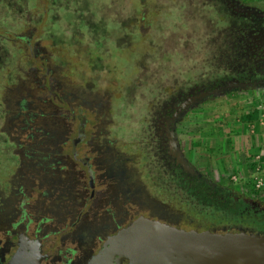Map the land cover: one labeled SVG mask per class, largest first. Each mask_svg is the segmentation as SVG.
<instances>
[{"label": "flooded vegetation", "instance_id": "obj_1", "mask_svg": "<svg viewBox=\"0 0 264 264\" xmlns=\"http://www.w3.org/2000/svg\"><path fill=\"white\" fill-rule=\"evenodd\" d=\"M214 2L228 18L217 33L205 34L204 43L211 49L216 44L218 56L207 55L204 69L190 77L149 91L124 145L116 129L125 113L117 122L109 96L102 98L89 86L84 87L87 103L97 106L101 120L85 141L89 157H78L76 150L82 130L65 150L69 109L53 110L59 106L44 94H30L23 83L9 80L0 88V264H229L205 253L204 244L190 250L189 239L173 238L165 229L182 231L192 222L208 232L241 231L264 238L261 195L233 193L209 174L200 176L199 169L192 174L173 144L176 119L205 93L234 87L264 91V6L244 9L240 0ZM187 43L184 52L193 49ZM60 88L52 89L50 97L58 91L57 100L66 98L69 91ZM84 88L77 89L84 94ZM130 147L135 148L131 159L126 156ZM181 184H204L210 198L238 201L233 208L252 209L258 223L197 217L202 210L198 202L185 201L174 190Z\"/></svg>", "mask_w": 264, "mask_h": 264}, {"label": "rangeland", "instance_id": "obj_2", "mask_svg": "<svg viewBox=\"0 0 264 264\" xmlns=\"http://www.w3.org/2000/svg\"><path fill=\"white\" fill-rule=\"evenodd\" d=\"M187 1L0 0V51L4 55L0 61V88L9 80L23 83L30 94H44L53 105L59 106L53 110L69 109L67 122L71 130L65 150L76 140L77 131L82 130L85 134L76 150L78 157L84 153L89 157L92 152L87 151L85 141L101 120L97 117V106L87 103L84 87L103 94L102 98L109 96L117 122L123 113L130 111L135 116L130 124L134 125L149 95L146 84L152 77L147 69L149 59L156 56V51L161 56L157 36L161 40L168 38L165 28L173 27L174 22L182 23L179 27L184 28L189 18L179 13L182 9L191 11L190 5L195 0ZM240 1L245 3L241 2L244 9L250 4L264 6V0ZM202 6V9L195 7L193 12L195 22L204 30L210 27L211 15L206 4ZM146 23L156 25L152 29L158 34L153 36L151 26ZM181 55L180 61L171 57L177 69L169 74L166 84L186 78L188 74H182V70L187 65L191 73L198 70L191 64L192 60L186 62L187 55ZM158 69L164 70V64ZM57 85L61 86L60 91H69L62 101L57 100L61 92L56 91L50 97ZM81 86L84 94L77 89ZM204 95L191 102L176 119L172 134L177 155L185 160L184 165L192 169V174L200 170V176L209 174L212 181L233 193L243 196L257 193L264 200V167L260 171L255 169L257 164L264 166L256 143L259 117L264 112V91L234 87ZM260 101L263 102L259 113ZM128 115L126 112L125 117ZM261 119L264 122V115ZM119 126L116 131L123 138H118V142L124 145L130 142L129 138L124 139L127 127ZM134 149L130 147L127 151L130 159L134 157L131 154ZM192 224L178 234L192 242L190 250L204 244L205 253L226 258L229 264L237 263L236 253L243 254L244 250L248 256L245 259L239 255L244 259L239 264H264V238L241 231H216L210 232L213 240L202 226ZM165 229L168 233L175 232V228ZM234 248L238 249L226 253Z\"/></svg>", "mask_w": 264, "mask_h": 264}, {"label": "trees", "instance_id": "obj_3", "mask_svg": "<svg viewBox=\"0 0 264 264\" xmlns=\"http://www.w3.org/2000/svg\"><path fill=\"white\" fill-rule=\"evenodd\" d=\"M186 2L188 1L186 0ZM194 4H193L194 7H192L193 5H190L191 8L189 9L191 11L185 12L182 9L179 13V15L184 14L186 18H189L185 21L184 28L179 27V25L182 23L174 22L173 27L171 25V27L165 28V33L169 34L168 38H165V39L162 38L163 40H161V38L157 36V39H159L157 48H162L161 56L157 55V51H156V56H153V58L151 59L148 58L149 66H147L148 67L147 69L150 72L152 77L148 80V82H146L148 86L147 92L156 89L157 85L165 83L169 74L170 75L172 74V70L176 68V64H174L175 61L174 62L171 61V57H177V59L180 61V57H183L181 54H184V56L187 55L186 57L188 60L185 57H184V60H187L186 62L192 60L191 64L193 66L195 65L196 67H198V70L199 69L202 70L205 67L204 63L206 60L204 58L207 55L212 54L214 58L218 56V54L216 53V51H218V49L216 48V44H212V49L210 48L209 44H207V47H205V43H204L206 39L205 34L210 33L214 35L215 33H217L218 28H221L222 25L225 24L224 20L228 17H226L223 10L218 9V4H216L214 0L212 1L211 0H195ZM203 4H206L208 9L210 8L211 5H213L208 11V13L211 15L210 19L212 20V25L211 27H206L207 29L204 28V30H202L203 28H201L200 23L195 22L194 17L196 18V16L194 15V12H193L195 7L196 8L201 7L202 9ZM190 6H186V7H190ZM146 24L151 26V34H153V36L158 34L157 30L154 31L152 29V26L154 24H149V23H146ZM156 27H157L156 25L155 27L153 26L154 29ZM185 43L190 44L192 46L194 45L192 51L190 49L188 50L186 49L184 52L183 46H185L186 48ZM205 53H208V54H205ZM163 55L165 58L163 57ZM215 63L213 62L212 64L213 68L216 67ZM161 64L162 65L164 64V70L162 71L158 69L159 65ZM185 68L186 69L182 70V74L187 72L188 74L187 77H190V75L193 74L190 71L191 70L190 67L187 65ZM198 70H195V72L196 71L198 72ZM157 79L159 81H157ZM167 81H169V79ZM126 112H129V115L122 119V124L124 127L127 126V129H128L130 122H132V120L135 119V116H133V114L130 111H126ZM174 190H179L180 197L182 198H183L182 195H185L186 196L185 201H189L190 199H192L198 202V206L202 207V210L198 212L197 217H202L203 219L211 220L213 221V223L235 222L237 220L241 221L242 219L243 220L245 219V221L248 220L254 223H258L256 220H253L257 218V216L251 215L252 209H249V208L247 209L244 208V210H241V208L234 209L233 207L236 205L238 201H235V200L233 201L231 198H228L227 202H222L221 200H219L218 196H215V195L211 196L210 198L209 194H205L206 191L210 189L208 186H205L204 184H201L197 186L196 188L192 186L188 187L186 185L181 184L180 187H174ZM194 195L196 197H194ZM178 197H179V193L175 192V197H173V200L175 201L176 204H178V200H179ZM244 207H245V204H244ZM261 216L264 217V215H259V218H261ZM261 219H260V222L262 223Z\"/></svg>", "mask_w": 264, "mask_h": 264}, {"label": "crops", "instance_id": "obj_4", "mask_svg": "<svg viewBox=\"0 0 264 264\" xmlns=\"http://www.w3.org/2000/svg\"><path fill=\"white\" fill-rule=\"evenodd\" d=\"M261 99V98H260ZM263 101H260V102H258L259 103V106H258V108H260L259 109V113H260V111L262 110L261 109V106H260V104L262 103ZM264 103V102H263ZM264 112H262L260 115H261V118H262V116L264 115L263 114ZM260 117H259V119H260V122H259V126H258V129H257V133H256V135H257V138H256V143H257V150L259 151V155L261 156L260 158H264V138H263V136H264V122H263V120L261 119ZM261 123V124H260ZM255 143V144H256ZM262 161V160H261ZM264 162V160L262 161V162H260V163H263ZM262 167H264V166H262V164H257L256 165V168L255 169H257V170H259L260 171V169H262Z\"/></svg>", "mask_w": 264, "mask_h": 264}, {"label": "water", "instance_id": "obj_5", "mask_svg": "<svg viewBox=\"0 0 264 264\" xmlns=\"http://www.w3.org/2000/svg\"><path fill=\"white\" fill-rule=\"evenodd\" d=\"M215 91V90H214ZM214 91L213 92H210L209 94H211V93H214ZM207 95V94H206ZM145 221V220H144ZM136 223H138L137 221H136ZM140 223H142V222H140ZM179 233H181V231H178V233H176V230H175V232L173 233L174 234V236H173V238L174 237H177L178 236V234ZM210 237L213 239V240H215V238L212 236V234H210V232H209V239H210ZM212 241V240H211ZM238 248H234L233 250H232V252H231V250L229 249H227V251H226V253L228 252V253H233V251L234 250H237ZM253 249H254V247H253ZM213 250V249H212ZM214 251V250H213ZM230 251V252H229ZM239 255H241V256H245V259H246V257L248 256V254H246V252L243 250V254H238V252L236 253V259L238 260V261H241V257L239 256ZM241 263V262H240Z\"/></svg>", "mask_w": 264, "mask_h": 264}, {"label": "built area", "instance_id": "obj_6", "mask_svg": "<svg viewBox=\"0 0 264 264\" xmlns=\"http://www.w3.org/2000/svg\"><path fill=\"white\" fill-rule=\"evenodd\" d=\"M257 187H259V184H256Z\"/></svg>", "mask_w": 264, "mask_h": 264}]
</instances>
